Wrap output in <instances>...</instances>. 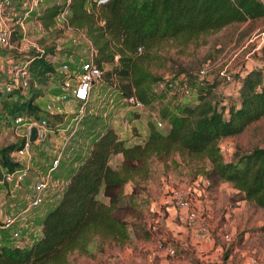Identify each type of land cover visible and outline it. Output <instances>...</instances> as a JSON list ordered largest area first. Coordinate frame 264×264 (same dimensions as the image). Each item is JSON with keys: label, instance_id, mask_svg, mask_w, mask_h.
<instances>
[{"label": "trees", "instance_id": "16d2710c", "mask_svg": "<svg viewBox=\"0 0 264 264\" xmlns=\"http://www.w3.org/2000/svg\"><path fill=\"white\" fill-rule=\"evenodd\" d=\"M69 7V24L90 39L96 63L101 67L114 63L117 54L118 63L112 65V71L125 79V94H135L145 105L158 99V118L166 123L159 128L148 120L146 137L134 143L126 142L111 125L94 132L95 124H88L92 130L83 133L90 137L91 147L70 173L58 199L41 217L39 237L29 245H18L12 239L2 241L0 264H70L72 252L89 253L93 243L124 245L130 240V231L137 239H149L153 225L140 207L138 194L153 172V162L167 165L176 151L207 162L195 164V171L214 182H231L239 195L236 200H250L264 208V146L255 145L225 160L219 145L222 138L244 131L264 115L263 69L247 70L240 77L237 96L226 106H219L211 96L221 83L217 78L193 83L196 73L181 74L195 98L194 102H177L176 94L151 87L158 77L145 70L136 58L158 38L198 35L264 16V2L109 0L101 5L97 16L88 9L87 0H71ZM58 11L59 5L46 6L38 18L49 26ZM139 46L141 51H137ZM60 60L57 52L48 51L36 52L29 58L27 97L10 94L0 99V117L7 124L22 111L37 112L41 104L36 100L43 98L48 87L50 92L55 90L49 78ZM18 143L15 138L0 146V175L16 168L18 162L12 152ZM115 155L119 162L113 166L110 159ZM128 182L131 190L126 192ZM198 264L226 262L222 259Z\"/></svg>", "mask_w": 264, "mask_h": 264}, {"label": "rangeland", "instance_id": "374dc122", "mask_svg": "<svg viewBox=\"0 0 264 264\" xmlns=\"http://www.w3.org/2000/svg\"><path fill=\"white\" fill-rule=\"evenodd\" d=\"M56 2L57 0H44L36 11L25 19L24 27H21L13 21L15 17L23 14L22 4L20 0H13V12H16V15L11 13L10 20L4 25L10 33V44L2 48V51L9 52L13 57L24 59L43 51H67L76 54L89 52L90 43L79 32L65 26H53V24L45 26L38 18L43 8ZM261 32L264 34V16L232 23L218 30L202 32L198 35L179 34L174 37L158 38L153 41L148 51L143 49L136 58L145 70L152 76L158 77L151 87L160 91L167 78L187 72L194 74L206 62L223 60L230 50L240 47L249 38L254 37L253 41L248 42L228 66L233 81L223 79L218 73L219 66L211 68L208 78L201 79L195 75V79L192 80L193 83L213 78L221 81L222 83L216 86L211 96L219 106H226L231 98L237 96L240 76L256 67H261L264 72V35L262 39L257 36ZM117 63L115 60L114 63L102 65L105 85L101 89L105 91L108 86H111L115 100L114 109L111 110L118 114L120 109L125 110L124 108L130 105L124 100L129 95L125 94V88L122 86V83L126 82L125 79L112 71V65ZM55 73L57 74V71ZM54 79V75L53 78H49L50 83L54 82ZM48 89L49 87L47 91ZM103 97L105 100L91 97L95 100L94 106H90L87 102L84 107L85 113L80 121H84V127L81 129L80 124V129L71 142L70 154L74 158H79L84 146H88L91 142L90 137L81 136V134L85 135L84 128L88 124H95L94 132L95 130L100 132L105 126L102 111L107 110L109 94ZM168 98L169 95L165 97L166 100ZM194 98L195 93L192 92L189 96L177 95L174 100L194 102ZM36 101L43 104L44 99L38 98ZM158 104L159 100L155 99L146 105L141 111L142 122L147 119L153 120L157 127L163 128L164 126L157 123L161 120L157 116ZM126 112L123 113L122 118L132 116L137 110L135 109L134 112L130 109ZM162 122L163 125L166 123ZM118 128L120 133L121 129ZM127 128L131 132L128 143L141 140V134L137 132L140 130L139 126L129 125ZM15 138L16 135L13 132L2 129L0 146L12 142ZM219 145L225 160L231 159L236 152L247 151L255 145L264 146V115L251 123L244 131L222 138ZM38 150L39 154L43 153V149ZM36 155L38 160V151ZM172 156L167 165L162 162H153V172L144 182L143 190L138 194L140 207L153 225L152 236L149 239H137L130 231V240L124 245L93 243L89 253L72 252L70 264H198L210 259H223L226 264H264V208L250 200H236L235 198L239 195L229 181L210 180L211 182L206 184V175L196 172L194 166L201 165L203 162L208 164L207 162H202L199 158L183 156L177 151ZM118 162V155L110 159L113 166ZM69 174L70 172H65L64 175L67 177ZM177 187L192 190L191 196L196 202L203 222L208 226L207 234L202 237V240L206 243L211 242L212 247L209 249L200 245L201 241L193 236L191 228L180 219L174 199L170 195L171 188ZM124 189L129 192L131 182H128ZM2 196L7 200L9 198L5 191L2 192ZM224 233H230L229 240L223 237ZM169 244L176 248L175 255H169L166 252ZM214 250H216L215 256H210L211 251Z\"/></svg>", "mask_w": 264, "mask_h": 264}, {"label": "built area", "instance_id": "2783aa9c", "mask_svg": "<svg viewBox=\"0 0 264 264\" xmlns=\"http://www.w3.org/2000/svg\"><path fill=\"white\" fill-rule=\"evenodd\" d=\"M20 1L23 14L15 17L13 22L24 27L25 19L31 16L44 0ZM108 1L87 0V7L97 16L100 14L101 5ZM261 1L264 2V0ZM70 2L71 0H57L55 4L59 5V11L53 18V26H65L79 32L90 43V51L84 54L57 52L61 60L51 76L53 78L54 75L55 78L52 82L55 90L45 92L44 102L37 112L22 111L8 124L5 118L0 117V131L4 128L10 130L19 142L12 152L18 162L16 168L0 175V243L12 239L18 245H29L39 237L41 217L58 199L59 193L66 187L70 178V174L67 177L64 175L62 164L71 173L83 159L82 156L79 159L74 158L70 150L72 138L79 129L85 105L93 95L97 99L105 100L103 96L107 93L109 94L107 101L109 107L115 104L111 86H108L105 91L101 89L105 85V73L95 61L96 52L92 42L82 30L75 29L69 24ZM13 5V0H0V22L3 24L0 26L1 48L10 44V33L4 25L10 20L11 13L16 15V12H13ZM263 35L261 32L257 36L262 39ZM253 39L254 37H251L240 47L230 50L219 62H206L196 71V75L201 79L208 78L211 68L219 66L218 73L223 79L233 81L228 66ZM141 50L142 46H139L137 51ZM117 58L116 54L115 60ZM29 62V58L13 56L3 62L0 61V99L10 94H16V97L28 94L30 88ZM240 77L238 82H240ZM162 88L166 89L167 94L189 96L193 92L183 75L167 78ZM124 100L133 107H145L144 102L135 94L128 95ZM71 102L79 106L72 109L68 106ZM123 121L127 123V118H123ZM157 123L160 126L163 125L160 120ZM33 126L36 127V136L31 140ZM38 149H43V153L39 154ZM205 181L206 184L210 183L208 178H205ZM3 191L7 193L8 200L2 196ZM170 195L174 199L180 219L191 228L197 240H202V237L207 234L208 226L203 222L196 202L191 196L192 190L171 188ZM223 237L229 240L230 233H224ZM166 252L169 255H175L176 248L169 244Z\"/></svg>", "mask_w": 264, "mask_h": 264}, {"label": "crops", "instance_id": "0c3cea01", "mask_svg": "<svg viewBox=\"0 0 264 264\" xmlns=\"http://www.w3.org/2000/svg\"><path fill=\"white\" fill-rule=\"evenodd\" d=\"M1 23V22H0ZM3 24L1 23L0 24V26H2ZM12 55H10V53L9 52H3L2 51V48L0 47V61L1 62H3L5 59H7V58H9V57H11ZM222 83V82H221ZM92 97H94L95 99H96V96H92ZM94 98H91L88 102H89V104H90V106H94V104H95V100H94ZM92 101H94V102H92ZM97 104V103H96ZM87 105V104H86ZM68 106H70V107H72L73 108V106H74V109H76L78 106H79V104H76V103H74V102H71L70 104H68ZM114 106H115V104H114ZM114 106L113 107H109V105H107V110L106 111H102V114L104 115V119H105V121L103 122L105 125H111V126H113L116 130H117V132H118V127H120V133H118V135L121 137V138H123V139H126V142L129 140V138L131 137V132L128 130V126L129 125H133V126H135V127H138L139 126V128H140V130H138L137 132L138 133H140L141 135H140V138H141V140L143 139V138H145L146 137V135H147V133H148V125H147V122H148V120L149 119H147L145 122H142V114H141V111L143 110V109H145V107H146V105H145V107L144 108H136V107H133V106H129V107H127V108H124L125 110H123V109H120L119 111H118V114L116 113V112H113V110H111V109H114ZM132 110V111H134L135 112V109L137 110V112H135V113H133L132 114V116H130V117H124V118H127V123H125L124 121H123V118H122V115H123V113H125V111H129V110ZM134 109V110H133ZM126 112V113H127ZM84 113L85 112H83V115H84ZM135 114H137V115H135ZM121 116V117H120ZM157 116H158V114H157ZM121 118V119H120ZM80 124H81V129H83V127H84V121L83 122H80ZM88 126V125H87ZM80 127V126H79ZM118 128V129H117ZM80 129V128H79ZM84 129H89V128H84ZM92 130V129H91ZM83 132V131H82ZM84 134V133H83ZM81 136H84V135H82L81 134ZM140 140V141H141ZM87 141V140H86ZM89 141V140H88ZM140 141H138V142H140ZM89 143V142H88ZM89 147L88 148H90V146L91 145H88ZM88 148H87V146L85 147L84 146V149L82 150L83 152L80 154V157L82 156V157H84L87 153H88ZM79 157V158H80ZM78 158V159H79ZM62 168L64 169V173L65 172H68L69 173V171L68 170H66V168H65V165H63L62 164ZM161 178V177H160ZM201 241V246H203V248H210V247H212V244H211V242H204V240H200ZM215 253H216V250H214V251H211V253H210V256H215ZM210 260H214V259H210ZM215 260H217V261H219L220 259H215Z\"/></svg>", "mask_w": 264, "mask_h": 264}, {"label": "water", "instance_id": "95a60500", "mask_svg": "<svg viewBox=\"0 0 264 264\" xmlns=\"http://www.w3.org/2000/svg\"><path fill=\"white\" fill-rule=\"evenodd\" d=\"M36 136V127L33 126L31 129V135H30V139L33 140Z\"/></svg>", "mask_w": 264, "mask_h": 264}]
</instances>
